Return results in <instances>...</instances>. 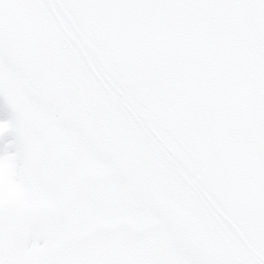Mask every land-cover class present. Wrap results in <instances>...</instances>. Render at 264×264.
<instances>
[{"label": "snow or ice", "instance_id": "obj_1", "mask_svg": "<svg viewBox=\"0 0 264 264\" xmlns=\"http://www.w3.org/2000/svg\"><path fill=\"white\" fill-rule=\"evenodd\" d=\"M0 264H264V0H0Z\"/></svg>", "mask_w": 264, "mask_h": 264}]
</instances>
